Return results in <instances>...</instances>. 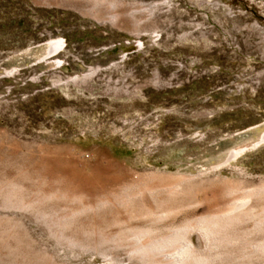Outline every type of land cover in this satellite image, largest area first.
I'll return each mask as SVG.
<instances>
[{
    "label": "rangeland",
    "instance_id": "374dc122",
    "mask_svg": "<svg viewBox=\"0 0 264 264\" xmlns=\"http://www.w3.org/2000/svg\"><path fill=\"white\" fill-rule=\"evenodd\" d=\"M95 5L94 0H0V63L56 36L62 39L60 56L69 63L60 72L63 77L77 73L81 66L76 59L98 65L89 58L104 55L100 60L107 63L86 84L64 81L53 87L51 82L59 76L55 73L52 80L45 67L38 71L35 84L20 82V88L12 84L10 93L0 85V179H17L20 174V185L30 193L37 192L40 183L45 191L66 186L70 192L75 188V194L111 196L115 207L106 209L104 214H109L122 210L114 200L119 187L144 173L165 171L162 160L155 161L165 146L182 139L201 140L199 146L204 147L264 121V0H171L168 5L161 0H102ZM156 32V45L120 56V44L139 37L146 41ZM233 166L249 187L264 181V146ZM201 196L204 201L162 221L159 228L176 231L187 220L228 202L218 190ZM2 202L0 197V206ZM52 204L36 209L40 214L22 206L20 211L15 207L5 211L20 223L27 256L39 257V264L138 263L121 249L94 260V250L84 255L80 247L47 240L49 222H58L68 212L64 203ZM87 219H75L87 232L105 225L99 217ZM119 231L110 229L112 234ZM4 241L0 233V264H27L24 251L12 240ZM210 244L206 241V249ZM224 261L253 263L226 258L216 264ZM256 263L264 264V258Z\"/></svg>",
    "mask_w": 264,
    "mask_h": 264
},
{
    "label": "bare ground",
    "instance_id": "6f19581e",
    "mask_svg": "<svg viewBox=\"0 0 264 264\" xmlns=\"http://www.w3.org/2000/svg\"><path fill=\"white\" fill-rule=\"evenodd\" d=\"M94 1L96 5H99L102 0ZM161 2L168 5L171 0H161ZM66 6L71 10H75L74 7L77 8L68 3ZM102 6H104L103 2ZM88 10L86 9L85 12H90ZM158 33H151L146 41H141L139 37L137 41L120 44L122 50L120 56L126 58L129 52L140 54L146 50V46L156 45L159 39ZM61 40L60 36H56L50 41L31 45L18 54L4 58L0 63V85H2L3 92L10 93L13 85L20 88V82L27 84L31 81L35 84L39 81L38 71L45 67H48L52 80L56 78L55 73L59 76L56 82H51L53 87H59L58 84L64 81H70V84L71 82L86 84L90 80H95L94 77H97L102 70L101 66L107 64L100 60L104 55H94L89 58L92 61L98 60V65H90L76 59L77 66H81L75 69L77 73L63 77L60 72L65 70L69 63L60 56L63 52ZM52 57L55 61H50ZM28 71H32L30 76H27ZM200 141L188 142L180 139L172 146H165L155 159L156 162H159V159L162 160L165 164L162 169L165 171L144 173L132 183L119 187L120 194L117 197L114 196L116 197L114 200H117V207L122 210L119 212L116 207L117 212L109 211L108 216L104 214L106 209L115 207L113 200L110 199L111 196L92 197V194L86 195L85 191V194L82 191V194H75L72 193L75 188L70 192L65 189L66 186L63 188L64 184L63 187L57 186L45 191L40 183L36 187L37 192L30 193V190L28 191L23 184L20 185V174L17 179L3 180V177L0 179L3 181H0V197L3 201L0 206L1 238L3 242H5L4 239L12 240L17 249L21 248L19 250L22 253L26 236L20 233V223L14 222L7 216L6 209L15 207L20 211V206H22L24 210L35 209L37 211L36 209L42 206L46 209L51 202L54 205L64 203V206L68 208L67 215L56 223L49 222L50 224L47 225L45 222L48 230L45 236L49 238L47 240H51L53 244L63 241L72 247H80L84 255L94 250L96 254L94 260L108 258L112 252L121 249L123 254L129 255L132 260L138 259L137 264H216L217 261L223 262L226 258H242L255 263L258 258H264V181L260 180L258 184L247 186L241 178V171L238 168L236 170L233 165L248 153L264 146V121L255 127L220 138L211 145L200 147ZM225 174L228 177H225ZM210 190L220 191L228 202L224 205H213L214 207L210 208L206 214L187 220L176 231L173 229L174 233L159 228L162 221L176 216L196 202L200 204L204 201L201 195ZM194 195L199 197L191 200ZM89 216L99 217L105 224L103 228L87 232L83 224L75 220L76 217H86L88 220ZM134 221H144L149 224L146 227H134L132 225ZM112 227H119L120 231L112 234L110 233ZM39 237L41 239V236ZM20 238L23 243L20 242ZM183 241H188V244L184 246ZM206 241L211 243L208 249L205 247ZM256 244L255 248L249 246ZM27 252L30 253L28 250ZM24 254L26 255L25 251ZM69 257L67 255V258ZM38 258L26 255L23 259L27 264H39L41 260ZM78 259L75 260L78 261ZM94 260L88 263H93ZM54 261L56 262L55 259ZM43 263L45 264L44 261ZM48 264L51 263L48 262ZM107 264H114V262L108 260Z\"/></svg>",
    "mask_w": 264,
    "mask_h": 264
}]
</instances>
